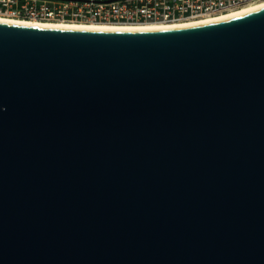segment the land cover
<instances>
[{
    "label": "water",
    "instance_id": "95a60500",
    "mask_svg": "<svg viewBox=\"0 0 264 264\" xmlns=\"http://www.w3.org/2000/svg\"><path fill=\"white\" fill-rule=\"evenodd\" d=\"M0 264H264V9L0 23Z\"/></svg>",
    "mask_w": 264,
    "mask_h": 264
},
{
    "label": "built area",
    "instance_id": "2783aa9c",
    "mask_svg": "<svg viewBox=\"0 0 264 264\" xmlns=\"http://www.w3.org/2000/svg\"><path fill=\"white\" fill-rule=\"evenodd\" d=\"M264 0H0V17L49 23H179Z\"/></svg>",
    "mask_w": 264,
    "mask_h": 264
},
{
    "label": "bare ground",
    "instance_id": "6f19581e",
    "mask_svg": "<svg viewBox=\"0 0 264 264\" xmlns=\"http://www.w3.org/2000/svg\"><path fill=\"white\" fill-rule=\"evenodd\" d=\"M264 9V1L242 7L216 17L184 21L179 23H145V24H95V23H49L33 20L10 19L0 17V23L55 29L89 30V31H111V32H162L200 26L204 24L219 22L251 12Z\"/></svg>",
    "mask_w": 264,
    "mask_h": 264
}]
</instances>
